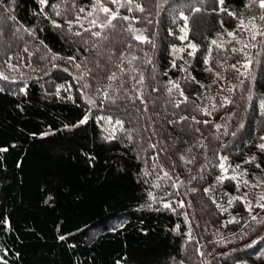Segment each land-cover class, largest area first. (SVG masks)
I'll return each instance as SVG.
<instances>
[{"label": "trees", "instance_id": "1", "mask_svg": "<svg viewBox=\"0 0 264 264\" xmlns=\"http://www.w3.org/2000/svg\"><path fill=\"white\" fill-rule=\"evenodd\" d=\"M104 2L0 0V264H264V10Z\"/></svg>", "mask_w": 264, "mask_h": 264}, {"label": "snow or ice", "instance_id": "2", "mask_svg": "<svg viewBox=\"0 0 264 264\" xmlns=\"http://www.w3.org/2000/svg\"><path fill=\"white\" fill-rule=\"evenodd\" d=\"M109 2L112 5H119V7L121 8H126L128 12H145L146 8L145 6L138 2V0H109ZM39 3L43 6H47L48 5V0H39ZM218 5L220 6V11H225L227 12V8L224 7L225 5V0H217ZM252 4H256L258 6L259 9L264 10V0H249V4L246 5L248 7H250ZM95 5H96V9L99 13H103L105 15V17L107 18L106 21L98 23L97 19H92L90 21V24L92 27H100V28H110V27H115V25L113 24V21L116 20H123V21H130V22H138V18L135 16H128V15H121L119 9L113 10L112 8L105 6V2L104 0H95ZM53 8L57 7L56 5H52ZM80 12H84L83 8L79 9ZM196 11H199V9H197ZM57 15H60L59 12L56 13ZM89 15H91V13H89ZM228 15L230 16H235V13H231L228 12ZM79 17L76 18V23L79 22ZM182 19L185 21L184 27L181 29L182 32H184V35L180 36L179 39L184 40L187 39V31H188V18L187 17H182ZM256 17L253 16V21H255ZM259 19L264 21V14H260L259 15ZM53 26L60 28L61 25L56 23L55 21H52ZM66 23L69 26V29H71L73 21H66ZM221 23H223V21H221ZM82 26V25H81ZM241 27H244V23L243 21H241ZM253 28H256V25L253 23ZM85 31H90L91 29H84ZM129 32L133 33V39L139 41L140 43H145V42H149L148 37H146L145 35H143V32L140 29H135L132 27V24L130 23L128 28L126 29ZM2 31H0V35H2ZM76 35H80L81 33L76 32ZM92 36L94 37H100L101 36V32L99 31H95L91 33ZM228 35H232L234 36L235 33L234 32H229ZM260 35V36H264V29L259 30L258 32L254 31L253 35L251 37L252 40L256 39V36ZM105 39H107V37H104ZM213 44L216 43V41H212ZM128 47H132L131 44L128 45ZM189 47L192 49V52L189 53V55H194L195 51H196V46L194 44H190ZM245 47H248V45H245ZM26 50V49H25ZM180 51H183L182 49ZM234 51H238V50H234ZM70 60L75 59V57H69ZM132 59H135V57H133ZM131 62V61H129ZM151 61H149L150 63ZM205 63H207V61H205ZM250 65L248 63H246L244 65L245 68H248ZM173 67H175V63L173 62ZM233 68L236 67V65L232 66ZM116 75L115 73H113L111 76L108 77V79H115ZM0 79H7L6 76L3 75L2 72H0ZM194 79V78H193ZM143 82V77L141 75L140 80L138 81V83H142ZM63 87V86H61ZM174 87L179 88V84H175ZM21 91H23V89H21ZM181 95L183 96V90H181ZM139 98V97H138ZM188 97H184V101H187ZM177 108L180 107V104H176L175 105ZM146 110V109H145ZM100 119H104V117H101ZM188 117L184 116L181 117V120H187ZM193 120H195V117H192ZM88 122V116L85 115L84 118L80 121L81 124H85ZM108 122L111 123V118H108ZM178 122V121H177ZM197 123H200V121H196ZM170 123H172V121H170ZM204 123H207V121H204ZM116 124H119L121 126V128H123V121L117 120ZM198 131V129H197ZM111 138L115 139V128H113V132L111 134ZM131 138V137H129ZM264 139V138H262ZM152 148H155L156 145L153 144L151 145ZM259 148L261 150H264V144H260ZM6 150V149H5ZM183 158V157H181ZM252 159H255V157H253ZM191 162V161H189ZM251 162V161H249ZM257 167H260L259 164L256 165ZM221 167L223 168V165H221ZM145 175H147V173H145ZM165 175H167V173H165ZM205 191H208L207 189ZM236 199H239L238 197ZM261 200H264V196H261L260 198ZM183 206V205H181ZM165 208H169L171 207L169 204H165L164 205ZM258 207L260 208H264V203H261L258 205ZM247 210L251 211V204L247 205ZM253 220L256 219L255 216L252 217ZM60 239H64V237H60Z\"/></svg>", "mask_w": 264, "mask_h": 264}]
</instances>
